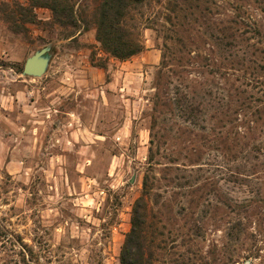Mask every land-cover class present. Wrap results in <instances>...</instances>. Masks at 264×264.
Segmentation results:
<instances>
[{"label":"rangeland","instance_id":"rangeland-1","mask_svg":"<svg viewBox=\"0 0 264 264\" xmlns=\"http://www.w3.org/2000/svg\"><path fill=\"white\" fill-rule=\"evenodd\" d=\"M9 14L0 5L3 46L47 48L29 74L22 48L0 52L7 82L22 71L39 94L58 61L74 73L64 51L103 54L41 24L14 31ZM134 14L143 50L53 103L75 102L76 127L39 115L40 142L12 156L0 133V264H120L145 176L154 264H264V0H147Z\"/></svg>","mask_w":264,"mask_h":264},{"label":"trees","instance_id":"trees-1","mask_svg":"<svg viewBox=\"0 0 264 264\" xmlns=\"http://www.w3.org/2000/svg\"><path fill=\"white\" fill-rule=\"evenodd\" d=\"M88 0H26L25 3L1 1L0 5L10 6V14L3 19L14 31L25 30L27 23L41 24L44 29L63 32L60 38L67 39L89 32L99 49L100 56H91V64L107 68L112 60H126L143 50L141 26L134 11L147 0H95L88 10ZM37 8H47L50 18L40 19ZM99 60V61H98ZM148 176L142 183V193L132 205L130 228L126 232L121 249L120 264H154L155 243L148 233L150 193ZM155 245V244H154Z\"/></svg>","mask_w":264,"mask_h":264},{"label":"crops","instance_id":"crops-1","mask_svg":"<svg viewBox=\"0 0 264 264\" xmlns=\"http://www.w3.org/2000/svg\"><path fill=\"white\" fill-rule=\"evenodd\" d=\"M76 36L78 37L77 41L83 45L86 42L89 44L95 42L93 37H87V35L83 33L81 35L77 34ZM71 38L72 37L63 40H70ZM14 46H19L24 51L23 55L17 59L23 60L25 58L23 69L25 74H29L27 72V70L30 69L28 66V63L30 62L29 59H33L34 55H43V52L47 48L42 47L40 52H38V50L35 51L28 43L21 41L16 43L11 42L10 44L8 43L3 46L2 38L0 36L1 53H5L7 50L9 51L10 48H15ZM69 51L70 52L64 51L62 54H69L75 58L72 68L74 73L71 74L70 72H67V68L63 67V63L58 61L57 63L60 64L58 66L60 67L59 74L57 77L48 79L45 84L41 86L39 94H37L38 91H36L34 86L35 82H33L36 81V78H21L19 75L22 71H19V74H17L18 77L13 81L7 82L6 79H0V133L6 134L5 137H1V143L8 149V153H10L9 155L12 156L17 149H29L40 142L38 137L35 136V133H37L38 129L41 127L38 124L39 115H42V118L45 115L49 117L57 116L58 119L61 118L62 120H59L57 126V129L59 130L69 127L70 125L72 129L76 127V124H74V119L77 115L76 108H74L75 102H73V106L69 108H67L66 105L62 108L60 104L56 107L53 103L65 102L67 95L72 97L73 101L78 100L79 96H77L76 99V95H78V92H76L77 84V88L80 90L81 88L79 84L84 76L87 78V83L91 85L93 81L91 75L93 72H98L99 69L91 64L89 58L87 61L86 59L84 61L81 59L83 54L87 55L86 53L88 51L91 52L89 47L81 45ZM38 57L39 56H37V60H39ZM143 58L144 57L142 56V59ZM137 62L138 61L132 62V65L137 66ZM42 66L44 69H41V75L46 72L47 67H49V63H44ZM7 86H9V88H7ZM22 86H25V91L22 89ZM66 89L74 91L72 96L66 92ZM39 103H43L46 106V109H39ZM50 103H52V105ZM52 111L54 113L57 111L59 114L51 115ZM48 123L49 122H46L47 126Z\"/></svg>","mask_w":264,"mask_h":264}]
</instances>
